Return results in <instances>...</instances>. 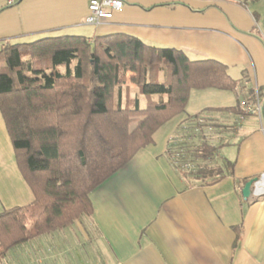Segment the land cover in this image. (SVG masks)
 I'll use <instances>...</instances> for the list:
<instances>
[{"label":"crops","instance_id":"obj_1","mask_svg":"<svg viewBox=\"0 0 264 264\" xmlns=\"http://www.w3.org/2000/svg\"><path fill=\"white\" fill-rule=\"evenodd\" d=\"M90 1L22 0L7 7L0 0V49L48 37L123 33L180 49L192 60L226 64L242 80L233 92L237 102L227 107L243 113H224L229 140L220 150L235 167L215 185L181 173L170 147L185 143L192 126L200 129L187 118L176 122L179 115L90 194L91 217L17 247L6 264H264V0H122L124 8L99 26L86 23ZM215 113L201 119L208 139L219 144L210 131L222 130L219 119L205 116ZM4 128L9 138L0 114V143ZM226 149H236L232 159ZM33 201L17 164H7L0 151V202L10 209Z\"/></svg>","mask_w":264,"mask_h":264},{"label":"trees","instance_id":"obj_2","mask_svg":"<svg viewBox=\"0 0 264 264\" xmlns=\"http://www.w3.org/2000/svg\"><path fill=\"white\" fill-rule=\"evenodd\" d=\"M129 83L137 89L133 98L124 96ZM241 86L218 60H192L180 49L123 33L4 46L0 114L34 201L0 213V262L17 247L91 217L90 194L185 112L193 90L234 92ZM208 112L243 113L237 106L217 107L188 117L199 133L192 126L187 142L172 144L170 152L181 173L215 185L235 163L220 155L226 142L214 144L205 134L209 126L201 117Z\"/></svg>","mask_w":264,"mask_h":264},{"label":"rangeland","instance_id":"obj_3","mask_svg":"<svg viewBox=\"0 0 264 264\" xmlns=\"http://www.w3.org/2000/svg\"><path fill=\"white\" fill-rule=\"evenodd\" d=\"M194 56H191V59H193ZM234 75H236L234 73ZM137 93V89L135 88V85L132 83L128 84V89L124 91V96H128L129 98H133ZM238 94H235L231 91H225V90H218V89H209V90H204V91H197V90H193L191 92V97H190V101L188 103V106L185 110L184 113H182L179 117V119L176 121L178 122L179 120H181L182 118H188L190 116H195L196 114L205 111L206 108L208 107H227L230 105H233L237 102V98H238ZM154 99H159L161 96L160 95H153L152 96ZM141 101L143 103V105H145L146 103V97L142 96L141 97ZM205 116H211L214 121L220 123V127L222 128L221 131H215V130H210L212 133L217 134L216 135V140L217 142L220 143H225L227 142L229 139L226 138V134L224 133V113H215V114H207ZM210 118V117H207ZM206 119V118H205ZM212 122V121H211ZM174 124V123H173ZM172 127V125H171ZM175 129V127L172 128V130ZM167 132L170 130V127H167ZM3 141L0 143V151H1V155L2 157H4V159L7 161V164H16L15 162V158H14V152L12 149V146L10 144V140L8 137H6V131L5 128L3 129ZM199 131H196L195 134H198ZM5 135V137H4ZM186 135H192V132H189V129L187 130ZM2 136V132L0 133V139ZM4 138H7L6 140ZM234 148V147H233ZM234 152H236V149H226L224 150V155H226L227 157H230V159H232V157L234 156ZM173 155L172 152H170V156ZM6 164V163H5ZM193 166V163L191 164ZM187 171H191V169H188ZM6 203H2L0 202V213H2L3 211H5L7 208ZM28 226L31 227L32 226V221H30L28 223ZM49 237H45L42 238V240H46ZM10 260L9 257H6L4 260H2L0 262V264H6V262Z\"/></svg>","mask_w":264,"mask_h":264},{"label":"built area","instance_id":"obj_4","mask_svg":"<svg viewBox=\"0 0 264 264\" xmlns=\"http://www.w3.org/2000/svg\"><path fill=\"white\" fill-rule=\"evenodd\" d=\"M22 0H5L7 7H14L18 5ZM124 8V2L122 0H91L89 3V15L86 23L90 26L102 25L105 20H111L116 12L121 11ZM258 98L257 110L261 111L262 107L259 104ZM191 165L185 164L184 169H190Z\"/></svg>","mask_w":264,"mask_h":264},{"label":"water","instance_id":"obj_5","mask_svg":"<svg viewBox=\"0 0 264 264\" xmlns=\"http://www.w3.org/2000/svg\"><path fill=\"white\" fill-rule=\"evenodd\" d=\"M255 181H257V180L253 179V180H250L249 182L246 183V185L243 189V195H244L245 199H248L250 197L252 185Z\"/></svg>","mask_w":264,"mask_h":264}]
</instances>
